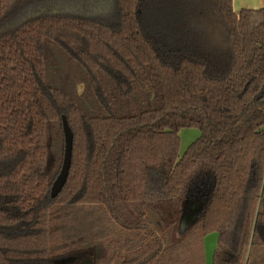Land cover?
Listing matches in <instances>:
<instances>
[{"label":"trees","instance_id":"1","mask_svg":"<svg viewBox=\"0 0 264 264\" xmlns=\"http://www.w3.org/2000/svg\"><path fill=\"white\" fill-rule=\"evenodd\" d=\"M114 2L0 0V264H207L214 232L212 263L264 264V8ZM186 201L201 216L176 240Z\"/></svg>","mask_w":264,"mask_h":264},{"label":"rangeland","instance_id":"2","mask_svg":"<svg viewBox=\"0 0 264 264\" xmlns=\"http://www.w3.org/2000/svg\"><path fill=\"white\" fill-rule=\"evenodd\" d=\"M94 1L93 4H87L88 8H83L82 10L89 14L91 13L93 17H97L96 15L100 16L102 14L106 15L109 19H114L115 18V11H116V4L114 2V0H102L100 2V0H98V3L100 5V7L98 8H94L93 6L97 5V1L96 0H91ZM51 3H54L53 1H50ZM51 3L48 2H42V3H33L30 6H26V7H22L23 9V15L22 12L19 15L18 12V16L16 17L17 21H21V20H28L31 19L32 17H36L38 15H46L48 13H53L55 11V6L52 5ZM97 10V12H94L93 10ZM21 10V11H22ZM68 11V12H66ZM69 10H62V13H69ZM72 14V13H70ZM90 17V16H88ZM105 18V17H104ZM107 19V18H105ZM5 32V29L2 28L1 24H0V33ZM200 134V130L198 128H187V129H182L180 132V137H181V141H182V145H181V150H180V156L186 151V149L188 148V146L190 145V143H192L194 141V139H196L197 137H199ZM200 208L198 206V204H195L194 202L190 203L189 201H186L185 203H183L182 207H181V216L178 220V222L175 224L174 228L177 229L176 231V235L175 233L173 234V236H176V240L180 239L181 237H183L190 229L193 225L197 224V222L200 219ZM89 218V217H88ZM86 218V219H88ZM85 219V220H86ZM90 219V218H89ZM80 227H82V224H80ZM210 237L207 236L206 239V248H205V257H206V263L207 264H212L211 260H212V253L214 248L216 247L215 242L218 238V234L216 232L212 233L209 235ZM96 254L100 253V248L96 247ZM99 264L100 263V258H98L97 256L94 257H90L87 261H85L82 264Z\"/></svg>","mask_w":264,"mask_h":264},{"label":"water","instance_id":"3","mask_svg":"<svg viewBox=\"0 0 264 264\" xmlns=\"http://www.w3.org/2000/svg\"><path fill=\"white\" fill-rule=\"evenodd\" d=\"M62 120H63L62 121V127L64 130V137H65V139H64L65 140V142H64L65 151H64L62 169L52 184L50 196L53 198H56L58 196V194L63 190V188L65 187V185L68 181L67 178L69 176V172H70L71 165H72L71 161H72V154H73V148H74V144H73L74 132H73V129H72V127H70L66 116H63Z\"/></svg>","mask_w":264,"mask_h":264},{"label":"crops","instance_id":"4","mask_svg":"<svg viewBox=\"0 0 264 264\" xmlns=\"http://www.w3.org/2000/svg\"><path fill=\"white\" fill-rule=\"evenodd\" d=\"M232 1H233V9H234V11L236 13H239V11L242 10V9L257 10V9H260V8H264V0H232ZM216 233L218 234V238H217V240L215 242L216 247L214 248L213 253H214L215 249L219 246L218 245V243H219V233L218 232H216ZM208 237H210V236H208ZM206 239H207V237L204 240V245L206 244ZM205 248H206V245H205ZM213 253H212V256H213ZM211 263H212V260H211ZM212 264H214V263H212Z\"/></svg>","mask_w":264,"mask_h":264}]
</instances>
